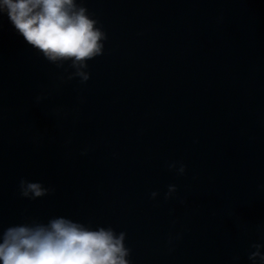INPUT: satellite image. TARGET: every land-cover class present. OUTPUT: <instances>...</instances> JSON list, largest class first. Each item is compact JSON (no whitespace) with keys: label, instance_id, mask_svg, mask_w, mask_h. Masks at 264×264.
<instances>
[{"label":"water","instance_id":"1","mask_svg":"<svg viewBox=\"0 0 264 264\" xmlns=\"http://www.w3.org/2000/svg\"><path fill=\"white\" fill-rule=\"evenodd\" d=\"M85 2L107 37L86 66L0 15V231L68 215L131 264H264V0Z\"/></svg>","mask_w":264,"mask_h":264},{"label":"clouds","instance_id":"2","mask_svg":"<svg viewBox=\"0 0 264 264\" xmlns=\"http://www.w3.org/2000/svg\"><path fill=\"white\" fill-rule=\"evenodd\" d=\"M0 15L50 62L86 66L104 51L106 33L85 0H0ZM49 191L40 180L19 181L24 198L35 200ZM130 251L124 232L68 215L21 221L0 231V264H131Z\"/></svg>","mask_w":264,"mask_h":264}]
</instances>
